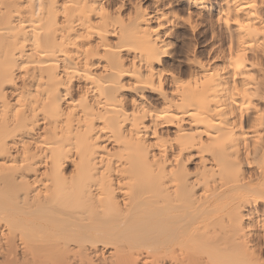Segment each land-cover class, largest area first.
Segmentation results:
<instances>
[{"label":"bare ground","instance_id":"1","mask_svg":"<svg viewBox=\"0 0 264 264\" xmlns=\"http://www.w3.org/2000/svg\"><path fill=\"white\" fill-rule=\"evenodd\" d=\"M208 3L0 0V264H264L263 2Z\"/></svg>","mask_w":264,"mask_h":264},{"label":"rangeland","instance_id":"2","mask_svg":"<svg viewBox=\"0 0 264 264\" xmlns=\"http://www.w3.org/2000/svg\"><path fill=\"white\" fill-rule=\"evenodd\" d=\"M205 1H207V3L209 2L208 4L212 5L214 8L215 7H218L219 6V3H221V0H205ZM262 2H263L262 3L263 5H261V10H260V12H261V15L260 16L261 17L260 18L264 22V0H262ZM142 3L147 6V3H145V1H143Z\"/></svg>","mask_w":264,"mask_h":264}]
</instances>
